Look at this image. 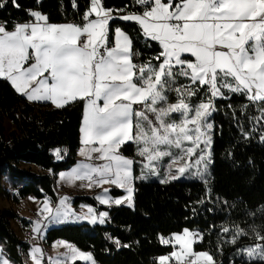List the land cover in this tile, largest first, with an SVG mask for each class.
<instances>
[{
	"label": "snow or ice",
	"instance_id": "6c2138e0",
	"mask_svg": "<svg viewBox=\"0 0 264 264\" xmlns=\"http://www.w3.org/2000/svg\"><path fill=\"white\" fill-rule=\"evenodd\" d=\"M134 2L142 12L114 16L123 10L90 0L82 24L50 23L46 14L29 9L34 18L29 22H16L12 30L6 23L0 25V78L17 94L29 102L50 101L56 108L83 101L78 151L84 159L59 176L69 185L79 181L80 187H101L95 199L109 207L131 206L133 181L150 175L162 173L161 184L190 175L207 187L213 144L209 117L216 111V98H224L225 90L243 95L249 103L241 106L242 112L251 104L264 105V0ZM13 4L19 7L16 0ZM73 7H77L75 0ZM116 18L135 22L146 41L158 42L157 63L150 58L136 64L134 56L139 53L120 27L115 28L114 43L109 46V22ZM179 78L187 82L180 83ZM202 92L206 99L201 97L193 104V98ZM171 93H175V102H170ZM258 110L256 119H264V107ZM260 140L264 142V135ZM129 141L143 158L139 177L133 174L135 161L120 154L121 146ZM60 152L59 148L53 150L57 160L62 159ZM164 158H168L167 165L162 164ZM104 185H115L126 196L113 198ZM69 199L59 197L53 205L45 197L38 209L41 218L33 222L32 232L39 235L49 224L70 220L106 222L107 211L97 213L91 206H82L87 211L75 213ZM251 229L257 240L264 241L257 226ZM222 231L227 233L229 228ZM241 235L247 232L236 225L230 242L235 244ZM194 238L202 236L188 229L170 239L161 237L163 244L174 241V250L158 257L159 264H168L173 257L177 264H215L209 252L193 251ZM114 242L121 247L119 240ZM60 246L65 251L49 257L48 264L76 260L96 264L92 253L63 240L53 245ZM241 252L250 260L264 261V243ZM29 255L33 264H42L43 250L38 245ZM0 264L10 262L0 258Z\"/></svg>",
	"mask_w": 264,
	"mask_h": 264
},
{
	"label": "trees",
	"instance_id": "16d2710c",
	"mask_svg": "<svg viewBox=\"0 0 264 264\" xmlns=\"http://www.w3.org/2000/svg\"><path fill=\"white\" fill-rule=\"evenodd\" d=\"M103 6L123 10L120 14L143 8L134 0H102ZM0 20L8 30L14 23L30 20L28 10H38L48 16L50 23H81L90 0H0ZM110 39L116 27H120L133 41L136 64L150 58L152 62L161 50L158 42L145 40L139 26L132 21L116 18L109 22ZM180 83H186L179 78ZM204 93L193 98L199 103ZM240 94L216 98L210 115L212 128V165L209 184L199 180H176L168 184L160 181H134L133 204L130 206H96L87 196L74 197V203H84L108 212L104 224L67 223L48 228L43 242L49 246L55 241H66L81 251L92 253L99 264H156L158 257L173 251L171 244L161 243L184 229L199 233L202 239L193 244L196 252L207 251L215 264H264L257 258L249 259L240 250L257 240L251 226H257L264 235V119L259 108L264 105L248 104ZM83 101L70 102L56 108L49 102H28L17 94L11 85L0 79V169L6 167L11 177L20 181L12 185L16 201L32 196L55 200L53 174L68 169L76 162L80 145V126ZM8 119L13 129L6 134L4 121ZM247 132L250 135L244 136ZM66 150L67 158L59 161L53 150ZM60 152V153H61ZM120 154L137 159L136 146L125 143ZM19 162L29 163L39 169H21ZM136 170V162L134 163ZM209 189L211 191H209ZM113 192V190H111ZM18 218L12 210H0V245L6 257L15 264H23L22 252L28 245L15 234L10 220ZM243 228L247 235L231 243L235 226ZM227 227V233L222 228ZM115 240L121 247L117 248ZM128 245V247H123ZM71 264H84L73 261Z\"/></svg>",
	"mask_w": 264,
	"mask_h": 264
},
{
	"label": "rangeland",
	"instance_id": "374dc122",
	"mask_svg": "<svg viewBox=\"0 0 264 264\" xmlns=\"http://www.w3.org/2000/svg\"><path fill=\"white\" fill-rule=\"evenodd\" d=\"M116 15H123V14L114 12V16H116ZM92 18H94V15H93ZM22 23H25V22H22ZM64 23H68V22H64ZM82 23H83V21L81 23H78V24H82ZM113 43H114V33H113V36H112V40L110 39L109 46H112ZM185 58H190V57L188 56V54H185ZM0 79H2V78H0ZM169 99H170V102H175V93H171L169 95ZM192 103H193V100H192ZM193 104H197V103H193ZM137 107H139V106H137ZM173 118L174 119H179V116L178 115H174ZM209 122L212 123L211 120H210V117H209ZM4 126L6 128V134H7L10 131V128H8V125H7L6 121H4ZM210 134L212 136V130H211ZM126 143H133L136 146V144L133 141H129V142H126ZM136 148H137V146H136ZM136 154H137V151H136ZM83 159H84L83 157H80L76 161V163L78 161L83 160ZM142 159H143L142 157L137 155V159H136L135 162H136V170L138 171L139 174L137 172L136 173L134 172L133 174H134L135 177L141 176L142 167H143L142 163H141ZM76 163L74 165L70 166L68 169H66L64 171H60V172H66V171L70 170L73 166L76 165ZM167 163H168V158H164V160L162 161V164L163 165H167ZM211 165H212V158H211V163H209V165H208V173H209V175L207 177L208 184H209V177L211 175ZM18 167L21 168V169L31 168L35 172L39 171V169L37 167H35V166L24 167V164H18ZM6 172H7V168L6 167H2L0 169V210H12V211L16 212L17 215H18V218L11 219L10 223H11V226H12L16 236L22 242H25L28 245V250L26 252H22V251L20 252V253H22L23 264H33V261H32L30 255H29V253H30L31 248L34 245H38L43 250L42 264H48V258L49 257H54L52 252L54 253L55 250L52 248V245L46 246L44 244L43 238H42V234H39L40 236L37 235V234H34L33 232L30 233V234H26L25 231H24V227L26 225L32 224V222L30 221V218H31L32 214L37 210V208L41 207V204L37 203L35 200L29 199L27 197H26V199L24 198V199L16 201L14 199L15 190L13 189L12 185L13 184L14 185H20L21 183H20V181H18L15 178L14 179L10 178L11 175L10 176L5 175ZM59 173L58 174L56 173L55 176H53L54 184H57V185L62 183V181L60 180ZM162 175H163L162 173H161V176H159V177L150 175V176H148L147 179H135L134 181H140V180H142V181H160V179L162 178ZM178 180H199V181H202V180H200L198 178H194V177H192L190 175L182 177V178H180ZM77 182H79V181H77ZM79 184H80V182H79ZM103 187H106V185H104ZM84 188H86V187H84ZM101 191H102V188H101ZM125 205H128V204H125ZM84 206H88V205L85 204ZM128 206H130V205H128ZM130 207H132V205ZM86 211H87V208L84 207V212H86ZM100 211H105V210H100ZM100 211H98V212H100ZM84 221H87V220H84ZM98 223L99 222H96L94 224H98ZM91 224H93V223H91ZM181 233H183V231ZM181 233H173V234H181ZM193 233H195V232H193ZM194 239L197 240L198 238H194ZM256 243H259V242L251 243L248 246H244L242 249L248 248V247H250V246H252V245H254ZM59 249L63 250V252L65 251L63 246H60ZM178 249H179V245H178ZM243 254L247 257V255L245 253H243ZM0 258L7 259L10 262V264H15V263L10 261L6 257L5 253L3 252V249L1 247V245H0ZM156 264H159V261Z\"/></svg>",
	"mask_w": 264,
	"mask_h": 264
},
{
	"label": "crops",
	"instance_id": "0c3cea01",
	"mask_svg": "<svg viewBox=\"0 0 264 264\" xmlns=\"http://www.w3.org/2000/svg\"><path fill=\"white\" fill-rule=\"evenodd\" d=\"M32 19H34V18H30V20H32ZM30 20H28V21H25V22H29ZM22 23V22H21ZM12 30V29H11ZM26 99V98H25ZM29 102V101H28ZM41 102H49V103H51L50 101H41ZM31 103V102H30ZM51 105L52 106H54L52 103H51ZM55 107V106H54ZM82 119H83V116H82ZM6 121V123H7V125H8V128H10V131L13 129V126H12V123L8 120V119H6L5 120ZM81 135V134H80ZM80 135H79V138H80ZM80 147H81V143H80V145H79V148H78V150L80 149ZM77 150V154H76V161L81 157L80 155H79V151ZM98 162V161H97ZM76 163V162H75ZM74 163V164H75ZM19 164H24V167H30V166H33V165H31V164H29V163H25V162H19ZM73 164V165H74ZM64 171V170H63ZM138 173V171H134V165H133V173ZM59 173V172H58ZM57 173V174H58ZM139 174V173H138ZM5 175H8V176H10V173L7 171L6 173H5ZM53 176H55V174H53ZM10 178H12V177H10ZM13 179V178H12ZM134 182V181H133ZM106 187H108L109 188V195L111 196V197H113V198H118V197H121V196H126V192L123 190V189H121V188H118L117 186H115V185H106ZM54 189H55V193H56V199L55 200H50L51 202H52V204L53 205H55L57 202H58V199H59V197H62V196H66V195H72L73 197H76V196H87V197H91L93 200H94V202H95V204H96V206H102V207H109V206H107V205H102V204H100L96 199H95V196L98 194V193H100L101 192V187H97L95 190L94 189H89V188H84V187H80V184H79V182H76V184L75 185H69V184H67V183H65V182H63L62 181V183L61 184H54ZM111 190H113V192L111 191ZM31 196H28L27 198H30ZM45 198V197H44ZM44 198H42V199H33V200H35L37 203H40V202H42L43 201V199ZM26 199V198H25ZM41 204V203H40ZM79 204H82L83 206L85 205L84 203H79ZM114 205V204H113ZM112 205V206H113ZM88 206H91V205H88ZM114 206H117V205H114ZM118 206H128V205H125V203H122L121 205H118ZM91 207H93L97 212L98 211H100V209H98V208H96L95 206H91ZM67 223H77V224H81V223H85V224H90V225H93V224H91V223H89V222H87V221H84V220H80V221H76V220H74V221H65V222H62V223H52V224H50V225H48L46 228H44L43 229V232H42V238L44 237V233H45V231L48 229V228H50V227H60V226H62V225H64V224H67ZM98 224H100V223H98ZM190 231V230H189ZM190 232H192V231H190ZM40 236V235H39ZM172 237V235H170L168 238H166V239H170ZM61 241V240H60ZM196 242V239H194V243ZM56 243V241L55 242H53V243H51L50 245H52V248L55 250L54 251V253L52 252V254H53V256H56L57 255V253H60V252H63V250H60L59 248L60 247H53V245ZM193 243V244H194ZM169 244H171V246L173 247V245H174V241L173 242H171V243H169ZM49 245V246H50ZM175 248L176 249H178V245L176 244L175 245ZM65 250V249H64ZM173 250H174V248H173ZM171 260V263H169V264H177V262L175 261V258L173 257V258H171L170 259ZM77 261H80V262H82V263H84V264H89V262H87V261H83V260H77Z\"/></svg>",
	"mask_w": 264,
	"mask_h": 264
},
{
	"label": "built area",
	"instance_id": "2783aa9c",
	"mask_svg": "<svg viewBox=\"0 0 264 264\" xmlns=\"http://www.w3.org/2000/svg\"><path fill=\"white\" fill-rule=\"evenodd\" d=\"M5 23H6L5 21L0 20V25L5 24ZM60 155H61L62 159H59V161H65L66 158H67V152H66V150H62V152L60 153ZM96 188L97 187L94 186L92 189L95 190ZM67 197L70 198L69 201H68V203H69L70 208H72L75 213L84 212V207H82L81 204H75L74 203V197L72 195H67ZM38 209H40V207L37 208V210L32 214V216L30 218V221L32 222V224H28V225H26L24 227V231H25L26 234L32 233L33 222L41 218L38 215ZM108 220H109V217H107L106 221H108ZM70 221H74V220H70ZM168 262L171 263V260H169ZM96 264H99V263L96 262Z\"/></svg>",
	"mask_w": 264,
	"mask_h": 264
}]
</instances>
